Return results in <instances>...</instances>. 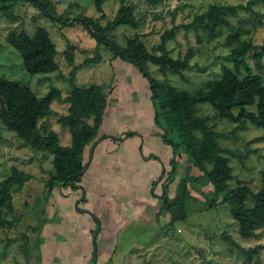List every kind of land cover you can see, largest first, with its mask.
<instances>
[{"label":"rangeland","instance_id":"374dc122","mask_svg":"<svg viewBox=\"0 0 264 264\" xmlns=\"http://www.w3.org/2000/svg\"><path fill=\"white\" fill-rule=\"evenodd\" d=\"M40 1L44 10L17 0L13 8L16 20L0 14V77L28 87L38 98L51 87L58 88L63 97L72 95L75 87L80 93L71 103L55 100L51 104L49 126L59 139V148L33 151L0 123V182L13 168L29 176L20 189L16 186L11 191L13 210L0 213L6 220L0 226V264H264V227L255 238H242L228 203L222 201L223 194L215 196L207 181L193 184L184 221L167 210L159 211L161 182L153 190L151 184L161 168L170 170L172 153L162 140L163 120H155L148 80L120 57L115 46L97 41L81 22L63 23L65 18H86L95 28H103L114 18L121 0H106L101 12L93 0ZM247 2L124 0L133 10L137 28L119 26L105 36L121 49L136 39L148 51L161 54V37L174 30L163 42L164 49L174 59L190 51L189 68L182 76H164L156 66L147 65L148 75L192 93L208 80L219 78L224 66L235 71L226 56L237 41L230 40L226 27L209 39L208 31L188 25L211 5L244 7ZM252 10L229 14V27L238 29L240 39L264 45V5H254ZM255 13L260 14L259 19ZM39 28L49 33L57 48L58 69L53 73L26 72L19 52L7 41L11 32L24 30L34 35ZM66 53L72 54L71 60ZM247 61L252 72H258L250 56ZM246 110L255 109L249 106ZM233 111L237 113V109ZM196 113L208 119L219 135V145L229 151L226 156L233 178L228 187L243 183L257 192L264 171V141L259 140L264 128L247 120L238 128V122L218 117L208 104L197 105ZM62 117L80 131H94L97 141L91 146L92 159L79 188L55 186L47 194L54 153L71 146ZM96 118L101 121L97 130ZM88 153L85 147V159ZM173 170L174 180L166 187L169 199L181 178L199 173L183 154L176 158ZM82 191L84 203L78 202ZM205 200L217 204L208 207ZM76 206L85 212H78ZM91 216L100 223L92 243L95 221Z\"/></svg>","mask_w":264,"mask_h":264},{"label":"trees","instance_id":"16d2710c","mask_svg":"<svg viewBox=\"0 0 264 264\" xmlns=\"http://www.w3.org/2000/svg\"><path fill=\"white\" fill-rule=\"evenodd\" d=\"M16 1L0 0V14L6 19L16 20L17 17L13 14ZM24 1L44 10V7L34 0ZM105 1L93 0L99 12ZM257 4L264 5V0H248L244 7L211 5L206 12L196 15L188 25L195 30L201 28L208 31L209 39L215 38L221 28L226 27L230 29V40L237 41V45L233 46L226 56L233 62L235 71L224 66L219 78L208 80L192 93L179 90L167 81L158 82L148 75L147 65L156 66L164 76L169 73L182 76V72L189 68V60L192 56L190 51L183 58L174 59L164 49L163 42L168 36L173 35L174 30L161 37V54L148 51L136 39L129 40L125 49L107 40L105 34L119 26L137 28L138 23L134 18L133 10L131 6L124 3V0L120 1L119 9L112 21L103 28H95L86 18L63 19V23L67 25L81 22L97 41L115 46L120 57L135 65L148 80L151 100L155 105V120L157 122L158 119L163 120L162 140L170 147L172 153V159L169 162L170 170L166 171L161 168L159 176L151 184L153 190L161 182L162 193L159 198L162 204L159 211L167 210L176 215L178 220L184 221L187 217L186 201L191 195L190 190H195L193 184L202 183L205 180L211 184L215 196L223 194L222 201L228 203L231 215L237 221L238 233L242 238H255L257 231L264 227V171L261 174V188L257 192L253 193L243 183H239L235 188H229L228 182L233 178L229 159L226 156L229 151L221 148L218 133L208 124L206 117L197 115L196 106L210 105L218 117L238 122V128H243L246 120L255 126L264 128V66L262 64L264 45L253 44L251 39H240L238 29L229 27L227 19L229 14L235 13L238 9L252 12V6ZM255 16L260 18V14L255 13ZM7 41L19 52L26 72L49 74L58 69L57 48L45 29H37L34 35H29L24 30L18 33L11 32L7 36ZM66 55L69 60L72 59V54L66 53ZM248 56L253 59L258 72H252L247 61ZM79 93L80 89L75 87L72 95L63 97L58 88L51 87L45 96L38 98L28 87L19 86L16 82L0 77V123L33 151L52 146L58 147L59 139L49 126V117L52 114L51 104L55 100L71 103ZM249 106H253L255 110H246ZM234 109H237L236 114H234ZM60 122L71 136V146L61 148L54 153L52 160L54 172L45 186L47 194L51 193L55 186L72 190L79 188L78 185L81 184V179L92 159L91 146L97 141H94V131L91 134L80 131L65 117H62ZM95 123L97 130L101 123L100 118H96ZM125 135L128 137L132 133ZM259 140L264 141V136ZM85 147L89 148L86 159L83 155ZM181 154L185 156L187 163L199 173L181 178L174 197L169 199L166 187L174 180L173 167L176 158ZM152 159L155 161L156 157ZM28 178L27 174L13 168L10 174L0 182V213L2 209L13 210L11 191L16 186L20 189ZM151 194L152 197L155 196L153 192ZM85 200L82 191L78 202L84 203ZM205 201L208 207L217 204L215 200ZM75 209L81 213L85 212L77 206ZM91 217L95 221V228L91 230L90 236L92 243V238L95 237L97 240V227L100 223L97 218ZM5 223L6 220L0 217V226ZM93 255L92 253L94 258Z\"/></svg>","mask_w":264,"mask_h":264},{"label":"water","instance_id":"95a60500","mask_svg":"<svg viewBox=\"0 0 264 264\" xmlns=\"http://www.w3.org/2000/svg\"><path fill=\"white\" fill-rule=\"evenodd\" d=\"M35 2H37L39 5H41L42 7H44V4H43V2L42 1H40V0H34ZM96 34V33H95Z\"/></svg>","mask_w":264,"mask_h":264}]
</instances>
